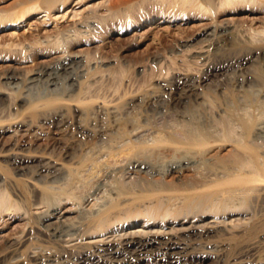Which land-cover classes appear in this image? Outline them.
Wrapping results in <instances>:
<instances>
[{"label":"bare ground","instance_id":"1","mask_svg":"<svg viewBox=\"0 0 264 264\" xmlns=\"http://www.w3.org/2000/svg\"><path fill=\"white\" fill-rule=\"evenodd\" d=\"M71 1L25 0L21 2L25 6L18 11L10 12L0 8V28L22 22L24 17L35 10L51 13L56 7H61V4L67 5ZM146 1H150L156 6L168 5L169 9L173 11L172 13L175 12L182 18L193 17L192 15L195 13L201 17L211 18L212 24L202 27L205 44L194 51L197 58L207 59L214 48L215 42L213 41L218 44L230 41L233 47L238 46L241 54L225 61L223 65H212L209 62L207 69L202 73V77L197 80H192L189 78L190 76L184 74L183 77L176 79L173 83L166 84L165 87L152 86V89L145 94L140 89L136 91L131 89L132 92H124L123 90L120 95L119 89L122 87H119L118 90L116 88L113 91H107L108 93H104L105 95L102 96L101 93H93L90 90L92 89L91 85L86 84V81L90 80V74L94 71L88 58L90 54L84 57V54L82 55L80 52L76 55L71 52V48L79 42L80 37H84L83 39L86 40L91 39L98 20L95 22L90 20V16H83V18L89 19L85 21L83 19L78 24H73L75 26L71 29L67 28L66 33L67 31L70 32L68 38L62 39L63 37L60 36L52 43L50 41L53 39H44V43H46L44 47L51 45L56 51H63V54L58 56L54 64L36 69L33 74H29L30 76L24 75L25 77H22L23 83L35 85L39 82H46L47 84L51 83L52 86H57L59 77L65 75L68 85L60 93H57V89L54 88L53 94L51 93L53 96L43 100L45 102L31 104L37 111L46 112L41 121L55 123L56 128L65 129L70 122L68 117L64 116L68 108L78 104L85 105V109L93 106L96 112L104 116L112 114L115 117V126H119L115 131V137L119 142L108 145V148L107 146L101 147V149L103 148L101 151L98 149L100 156L98 155L96 161L93 160V157L88 159L84 155L78 161V166H75L77 164L73 166H70L69 163V166L67 163L64 164V159L71 156L67 151L62 153L65 157H63V161H61L62 159L57 161L53 159L54 157L45 158L44 155L41 157L36 154H25V144L16 145L15 150L17 151L13 153V150L8 159L12 165H15L14 168L18 172L24 173L30 163L35 161L39 163L36 172H34L35 170L30 171L31 173L34 172L35 176L32 175L29 177L30 180H27L33 187H31L32 192L35 193V195L33 194L35 196L34 203L32 202L31 205L34 210L18 209L17 213L9 216L12 221L25 220L26 227L22 234L8 237L5 240L4 247L0 251V264H25L23 262L27 259L31 260L32 264H52L55 261L62 262L61 258H67L65 264H139L140 260H150L157 257L159 253L168 258H177V264H186L182 262L185 256L181 254L182 250H185L184 247L178 242L171 241L173 238L182 240L184 237L185 239V236L189 237L194 233L195 235H208L209 232L215 231V226L205 221L206 212L209 208L220 212L219 218L225 217L228 208L240 209L242 226L240 225L241 227L234 235L236 239L244 237L252 240L260 234L264 236V115L260 113L264 110V90L260 98H255L252 95L254 93L251 94L248 91H246L248 93H243L245 99L248 100L246 101L248 103L251 101L255 109L252 112L250 109L247 110L244 115L243 112L241 113L243 115L241 117L243 128L238 133L237 131L236 133L227 132V130H224L225 134L215 131H201L202 129L199 127L200 130L195 128V130L192 128H190L191 130L173 129L164 132L165 134L159 131L160 135L155 136L150 142H140V139L145 137L146 126L141 124L145 127L141 128L136 125L129 128L126 127L125 120L121 121L123 118L121 120L116 118L119 110L122 109L116 101L125 100L127 97L131 99L127 105L135 104L136 101L141 103L147 101V103L150 102L154 105L166 104V101H171L173 106H182L188 105V102L192 100H200L202 98L198 92L199 83L207 82V85H211L219 75L226 74L224 72L229 71V69L232 71L234 69V72L239 74L238 78H241L239 84L242 87L239 88L244 89L247 83V77L245 78L244 73L248 68V63H252L255 54L264 55V26L255 29L253 25H250L247 28L238 29L231 24L219 22L218 16L242 9L250 12L259 11L264 14V0H140V6ZM104 5L103 3L99 6ZM135 6L134 3L129 4L126 7L127 10L124 9V13L129 11L131 14L130 10L131 8L135 10ZM94 9L95 11H92L96 12V8ZM113 11L115 10L113 9ZM121 11L123 12V10ZM41 41L40 45L43 43ZM35 45L37 44H34V47H36ZM11 46L13 45L11 44ZM26 47V45L22 46L20 52L26 53ZM13 49V47L10 48V52L15 50ZM32 49L29 48V50ZM31 52L29 51V53ZM206 52L208 55L205 58ZM96 70L99 71V69ZM253 73L255 74L251 73L250 82L264 84V70L261 68L259 71L253 69ZM16 74L13 70L6 73L3 77L5 80L1 83L2 87H7L11 80L19 79L20 77ZM84 76L87 77V80L83 81L82 77ZM43 78H45L44 81ZM3 90L0 89V97L5 93ZM140 93L143 95L140 96ZM14 94L11 95L14 96ZM14 98L21 102L30 101L33 103L32 98L23 93H16ZM29 107L27 110H30ZM256 110H258L257 113ZM15 118L13 124L19 129L27 126L24 121L20 120L21 118H16L17 121ZM8 119L10 118L8 117ZM12 119L13 117L10 119L11 122ZM104 127V123L99 126L93 125V127L86 124L79 125L80 134L98 140H102L111 134ZM111 137L114 138V136ZM228 146V151L223 154H211L216 147ZM152 148H156L155 152L158 155L163 154L165 157L177 155L178 157L172 158L173 160L170 159L171 156L169 160L167 157V161L161 162H165L164 164L151 162V157L148 154H154ZM204 155H210L211 160L208 163L202 159ZM57 158L59 160L58 156ZM70 159L73 160L74 157H70ZM101 163L103 168L100 171L96 170ZM38 183L43 184L41 188L38 187L40 185L36 186ZM4 193L6 195V192ZM9 201L8 197L2 196L0 205H6ZM14 203L16 205V201ZM9 205L0 209V218L17 211V209H10ZM144 216L145 222L154 220L153 223L162 216H168L169 219L166 222V225H169L168 231L137 230L115 234L116 231L111 228L116 222H120L119 225L122 224V226L125 224L133 225L139 220L138 218ZM220 222L225 223V219ZM164 225L165 223L161 226ZM34 226H38V233L41 237L48 235L50 241L58 244L81 240L83 237H101V240L95 241V246H98L97 248L101 252H105V255H110L111 259L100 258L96 260L92 252L80 250L76 245L73 246L72 253H61L58 249L53 251L51 249L50 254L47 255L43 250H32L31 256H28L24 251L26 245L33 239ZM240 246L241 249L237 252L238 259L253 256L262 247V242L252 240ZM70 255L76 258L75 262L71 261ZM224 256L223 252L220 253L218 255L219 260L225 259Z\"/></svg>","mask_w":264,"mask_h":264},{"label":"rangeland","instance_id":"2","mask_svg":"<svg viewBox=\"0 0 264 264\" xmlns=\"http://www.w3.org/2000/svg\"><path fill=\"white\" fill-rule=\"evenodd\" d=\"M23 1L25 0H0V8L1 10L10 12L18 11L25 6L21 3ZM129 1L134 3L136 8L134 7L135 10L131 8V10L133 9L132 11L130 10L131 14L129 11H126L127 15L125 14L126 12L124 13V9L127 10L126 7L131 4ZM127 2L129 4H126ZM139 2L140 0H72L67 5L61 4V7H56L51 13L43 10H35L30 15L24 17L22 22L0 28V89L3 90L4 86L2 87L1 83L2 81L4 82L5 79L3 77L9 71H15L17 73L16 75L20 77L19 79L11 80V83L7 87H4L5 91H3L6 94L4 93L5 95L2 94L0 97V199L4 196V198L8 197L10 200L8 204L0 205V209H4L9 204V207H11L15 201L16 205L14 203L15 206L13 205L10 209H17L11 215H3L0 218V251L4 247L3 245L8 237L22 234V231L26 227L25 220L12 221L10 217L14 213H17L18 209L34 208L31 205L34 203L35 193L32 192L33 187L27 180H30L29 177L32 175L35 176L34 172L37 171L39 163L38 161L30 163L27 169H25V174L22 171L18 172L14 168L15 165H12L8 159L13 150V153L17 151L15 150L16 145L25 144V154H36L41 157L44 155L43 157L45 158L54 157L53 159L57 161L61 159L63 161L65 158L63 156L64 151H67L71 155L70 157H74V159L72 160L70 157L65 158L63 161L64 164L67 163L68 165L69 163L70 166L77 164L75 166H78V161L84 155L85 158L89 159L93 157V160L96 161L100 156L98 151L103 150L101 147L107 146L108 148V145L119 142L115 137V131L119 128V126H115V117L112 114L104 116L96 112L93 106L85 109V105L78 104L77 106L80 107L71 106L70 109L68 108L64 116L68 117L67 119L70 122L65 129L56 128L57 125L55 123H44L41 121L46 112L42 110L37 111L32 107L34 105L31 104L45 102L43 100H47L53 96L52 90L54 88L57 89V93H60L68 85L65 75L59 77L57 86H52L51 83L47 84L46 82H39L35 85H26L23 83L22 77L30 76L29 74H33L36 69L38 70L49 64H54L58 56L63 54V51H56L51 45L44 47V44H46L44 43L45 40L53 39L50 41L52 43L60 36L63 37L62 39H66L70 34L68 31L66 33V30H68L67 28L71 29L74 27L75 25L73 26V24H78L83 19L85 21L89 18L95 22L98 20L96 22V29L93 30V35L90 37L91 39L86 40L83 39L84 37H80L79 42L71 48V52L74 55L80 52L82 55L84 54V57L90 54L88 58L91 61V68L94 71L90 74V80H87L85 76L82 78L83 81L87 80L86 84L91 85L92 89L90 90L93 93H101L100 95L102 96L104 93H108L107 91H113L116 88L118 90L119 87H122L119 89L120 95L123 93V90L124 92H132V90L136 91L138 89L145 94L152 89V86L165 87L166 84L173 83L176 79L183 77L184 74H187L188 77L190 76L189 78L192 80H197L202 77V73L207 69L209 62L212 65H223L225 61L241 54V51L237 48L238 46L233 47L230 41H225V45L223 42L218 44L216 41H213L215 42L214 50L212 49L209 55L208 52L204 54L205 58L208 55L207 59L197 58L195 55L196 52L194 51L198 47H201L202 44H205L202 27L203 25L212 24L211 18L198 16L196 15L197 13L192 15L193 17L186 16L182 18L177 13H172L173 11L169 9L168 5L160 4V6H156L152 2L146 1L140 6ZM103 3L105 5L100 7L99 5ZM94 8H96V12L92 11H95ZM116 12H118L117 15ZM86 15L90 17L83 18ZM218 21L231 24L238 29H244L250 25H253L256 29L264 26V14L259 11L250 12L249 10L242 9L235 12L223 13L218 16ZM40 40L43 42L41 45ZM85 41L86 43H84ZM22 44L27 46L26 53L20 52L22 51L20 49L24 46ZM31 44L33 45L31 46ZM34 44H37L35 45L36 47H34ZM12 47L15 50L17 49L16 52L14 49V51L10 52L9 49H12ZM29 48L32 50H29ZM28 50L32 52L29 53ZM247 67L244 73L245 78L247 77V83L244 89H241L242 87L239 84V81H241V78H238L239 74L235 73L234 69L233 71L229 69V71L224 72L226 74L219 75L211 85H207V82L199 83L198 92L202 98L200 100H192L188 102V105L182 106H173L171 101H166V104L161 105L150 104L147 101L142 103L136 101L135 104L127 105L128 102H131V99L127 97L125 100L116 101L122 108L119 110L116 118L119 120L123 118L121 121L125 120L126 127L129 128L136 125L141 128L146 126L145 132L148 135L145 134V137H142L140 142H150L155 136L158 137L160 132L165 134L164 132L173 129L188 130L192 128L193 130L195 128L200 130L198 129L199 127L202 129L201 131H215L216 133L225 134L224 132L227 130V132L232 131L236 133L237 131L238 133L243 128V120H241V117L247 110L250 109L252 112L255 109L251 101L249 103L247 102L248 100L245 99L243 93L246 91L251 92V94L254 93L252 95L255 98H260L263 95L264 84L250 82V75L251 73L255 74L253 73V69H258L259 71V68H261L264 70V55L259 56L255 54L252 63L249 62ZM96 69L101 71L99 72ZM44 80L45 78H43ZM198 81L200 82V80ZM86 87L88 86L86 85ZM8 88L12 90H8ZM11 92L15 94H26L32 98L33 103L30 101L27 103L18 101L14 98L15 94L12 96ZM143 94L140 93V96ZM100 100L102 101V99ZM27 107L30 110H27ZM242 112L243 115H241ZM255 112L257 113L258 110ZM260 113L264 115V110ZM15 115L16 118H21L20 120L24 121L27 126L19 129V127L13 124L15 122ZM8 117L10 119L13 117V121L11 122ZM103 123L104 128L106 130L108 129L111 134L102 140L80 134V124L93 127V125L97 124L99 126ZM111 136H114V138ZM228 149L229 146L224 148L216 147L211 154L220 155L227 152ZM96 150L98 153L95 152ZM152 151L154 154H148L151 157V162H157L158 164L166 160L167 157V160H169L170 156V159H176L178 157L177 155L167 157L163 154L158 155L155 152L156 148H152ZM210 158V155L202 156V159H205L204 161L207 163L211 160ZM97 168L96 170L100 171L103 168L102 163ZM31 170L35 171L31 173ZM42 185V183L36 184L39 188ZM4 192H6V195ZM239 210L236 207L228 208L225 217L219 218L220 212H217L216 209L212 210V208H209L206 212L205 221L214 225L215 231L209 232L208 235H195L194 233L189 237L185 236V239L183 237V241L173 238L171 242H178L185 249L181 252L182 256H185L182 262L186 264H264V236L261 234L257 238L252 239L262 242V247L253 256H247L242 259H238L237 257V252L241 249L239 245L252 241L250 238L241 237L236 239L234 237L238 228L242 226ZM138 219L133 225L128 226V224H125L122 226V224L119 225L120 222H116L111 228L113 231H116L115 234L124 233L125 231L150 230L155 232L168 231L169 229V225H166L169 219L168 216H162L155 223H153L154 220L145 222V216ZM222 219H225V223L220 222ZM160 221L163 222L161 223ZM159 222L160 225H158ZM163 223L165 225L161 226ZM34 227L33 239L26 245V250L24 251L28 256H31L32 250H43L47 255L50 254L51 249L52 251L58 249L61 253H72V248L76 245L80 250L84 249L92 252L96 260L100 258L111 259L110 255H105V252H101L97 248L98 246H95V241L101 240V237H83L81 240L58 244L50 241L48 235L41 237L38 233V226ZM222 252L225 255L224 258H226L219 260L218 255ZM99 253L100 255H98ZM115 256L118 257V255ZM70 257L71 261H76V258L72 255ZM66 259L61 258L62 262L55 261L52 264H62ZM177 261V258H168L166 255L159 253L157 257H153L150 260H140L139 264H177ZM23 263L32 264V261L27 259Z\"/></svg>","mask_w":264,"mask_h":264}]
</instances>
